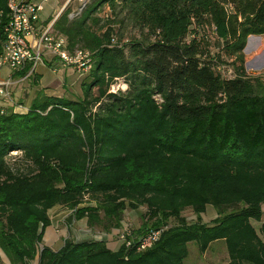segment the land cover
<instances>
[{"label": "trees", "instance_id": "obj_1", "mask_svg": "<svg viewBox=\"0 0 264 264\" xmlns=\"http://www.w3.org/2000/svg\"><path fill=\"white\" fill-rule=\"evenodd\" d=\"M0 11L1 53L5 0ZM124 27L138 37L116 40ZM206 27L231 59V77L208 60ZM54 30L70 51L92 53L93 65L81 99L39 92L25 114L0 113V251L9 263L38 253V264H190V244L205 254L221 242L228 264H264V77L248 76L244 59L247 39L264 36V0H93ZM121 79L128 90L108 93ZM55 207L104 233L145 208L133 239L160 238L143 253L94 240L53 252L41 244ZM208 207L217 219L206 225Z\"/></svg>", "mask_w": 264, "mask_h": 264}, {"label": "built area", "instance_id": "obj_2", "mask_svg": "<svg viewBox=\"0 0 264 264\" xmlns=\"http://www.w3.org/2000/svg\"><path fill=\"white\" fill-rule=\"evenodd\" d=\"M49 0H5L8 14L2 28L3 42L0 53V70L7 68L12 73L30 67L28 75L45 64V58L51 57V69L54 74L70 69L79 76L88 75L93 65L92 53L79 48L70 51L65 38L59 36L52 24L42 23L40 14L43 4ZM76 3V18L86 9L87 0H67V4ZM109 8H105L104 16L108 18ZM2 12L0 11V19ZM257 77V76H254ZM10 80L0 82V101L9 98ZM0 113L3 111L0 109ZM86 205H81L80 208ZM89 204L88 207H91ZM75 214V211H70ZM126 224L118 233V241L126 249H134L143 253L150 250L160 238V231H151L145 236L133 239L131 228ZM38 258V253H37ZM24 264H35L27 261ZM38 264V261H37Z\"/></svg>", "mask_w": 264, "mask_h": 264}, {"label": "rangeland", "instance_id": "obj_3", "mask_svg": "<svg viewBox=\"0 0 264 264\" xmlns=\"http://www.w3.org/2000/svg\"><path fill=\"white\" fill-rule=\"evenodd\" d=\"M38 1L40 0H36V2ZM91 4H93V0H87L86 7L90 6ZM77 8L78 7L76 3L67 4V0H49L47 3L43 4V12L40 14V20L42 23L52 24L53 22L55 23L64 13H69V19L74 20L77 14ZM104 12L105 10L103 8L100 11V13H97V16L100 17L101 19V23L98 26H94V29L97 30L98 32L102 30V28L105 27L106 25V21H105L106 19L104 16ZM111 14L112 13L110 11L108 15L111 16ZM199 34H200L199 38L203 36L205 39L204 46L206 47V51H208L209 53L208 60L213 59L216 62H218L219 65H221L220 71L218 70V68H215L216 73L221 75L223 78L231 77L232 73H234L231 67V59L224 53L221 46L217 43L216 38L213 34V30L209 27H206L200 30ZM116 37H117L116 40H121V42L125 44V43H128L130 40L134 39L135 37H138V32L135 29H132L131 27H124L117 33ZM244 59H245V71L248 76L264 77V65H261L260 69H257L253 67V65H251V61L254 60V58L250 61L248 58H246V55L244 54ZM7 70H8L7 68H3L2 70H0L1 71L0 76L4 77ZM66 72L71 74L70 77L72 78L71 79L72 82H70V84L66 82L68 83L67 86H65V88L62 89L61 91L63 90L65 91V95L68 99H71L73 101L81 99L82 98V84L85 82L88 75L79 76L78 73H76L75 71H73L72 73L71 70H66ZM63 74H64V70L58 71L56 73V77H62ZM27 80L28 81L25 82V84L22 86V89L20 91L21 97L17 98L16 102L14 101L15 97H12L11 90L9 89V93H10L9 98L0 101V109L2 111H7L8 109H12L16 113L25 112L22 108L27 106L29 96L31 94H33V96L35 95L33 92H30V91H33L38 85L37 84L38 78L35 75H31L30 78ZM127 90H128V86L125 84V81L121 79L115 82V84H113V86L110 88L108 93L118 94L120 92L124 93ZM9 102L12 103L13 105L12 107L9 106L8 104ZM14 107H16V109H14ZM13 161L14 160H11V163ZM18 166L25 167V164L23 162H18ZM144 212H145V208H140L136 212H132V211L125 212L122 223L123 225L126 224L127 226H129V228H131L132 235H134V232L137 231V229H139L142 226L143 221L141 219V216ZM262 213H264V206H262ZM70 214L74 215V213H70ZM183 217L189 223L196 221V217L195 215H193L191 211L184 212ZM215 219H217V214L212 207H208L206 213L201 216L202 223L206 225H209ZM174 224H175V221L170 220L169 225L173 226ZM126 225L125 227L127 228ZM253 225L256 229H259L261 224L253 222ZM86 226H87V223H86ZM87 228L89 230H92L88 226ZM123 229L121 228L120 230H123ZM52 234L56 236L57 238L56 240H60V236L56 234L55 229L52 226L48 227L45 230L44 237L46 240L50 241V246H52V242H53ZM91 235H94V233H92ZM188 250H189V256H188L187 262L190 264H228V257H227L226 249H225L224 244L221 242H218L212 245L209 251L205 254H200L197 250V247L194 244H190L188 246ZM0 256L3 259L5 255L0 251ZM4 261H5V264H7V261L5 259ZM37 261H38V258L36 255L33 262L37 264Z\"/></svg>", "mask_w": 264, "mask_h": 264}, {"label": "crops", "instance_id": "obj_4", "mask_svg": "<svg viewBox=\"0 0 264 264\" xmlns=\"http://www.w3.org/2000/svg\"><path fill=\"white\" fill-rule=\"evenodd\" d=\"M244 54L250 61L254 58V60L251 61V65L257 69H260V66L264 65V36H250L247 39ZM52 60L53 59L51 57H46V62L44 65L38 66L32 74L27 75L24 78L14 77V73L12 74V72L9 70H7L4 77L0 76V81L2 82L3 80L5 81L11 79L10 90L12 97H15V102L17 101V98L21 97L20 91L25 82L28 81L27 79H29L31 75H35L38 78L37 87L33 91L29 90L35 95L33 96V94H31L28 98L27 106L22 108L25 112H27L32 100L39 92L47 97L67 98L65 91L61 90L64 89L68 83L70 84V82H72V78L70 77L71 74L66 72V70L70 69L64 70L62 77H56V74H54L51 69ZM71 72L73 73L72 70ZM8 104L10 107L13 106L11 102ZM14 109H16V107H14ZM25 112H19L17 114H25ZM70 213L71 212L68 211V209H64L62 207H55L49 211L48 215L51 221V226L55 229L56 234L60 236V240H56V236L52 234L53 242L52 246H50V241L46 240L44 237L41 244L42 247L45 246L51 249L53 252H57L63 247L64 241L66 240H73L76 243L94 240L97 242H105V245L111 251H117L120 248L121 244L118 241V233L120 230H113L109 233L100 232L99 230H89L86 226L85 220L77 221L76 217ZM92 233H94V235H91ZM4 259L7 261V264H10L9 260L5 256L2 259L4 264Z\"/></svg>", "mask_w": 264, "mask_h": 264}]
</instances>
